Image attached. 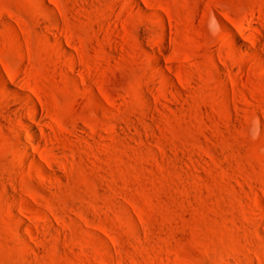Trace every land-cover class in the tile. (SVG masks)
I'll return each mask as SVG.
<instances>
[{"label": "rangeland", "instance_id": "1", "mask_svg": "<svg viewBox=\"0 0 264 264\" xmlns=\"http://www.w3.org/2000/svg\"><path fill=\"white\" fill-rule=\"evenodd\" d=\"M0 264H264V0H0Z\"/></svg>", "mask_w": 264, "mask_h": 264}, {"label": "bare ground", "instance_id": "2", "mask_svg": "<svg viewBox=\"0 0 264 264\" xmlns=\"http://www.w3.org/2000/svg\"><path fill=\"white\" fill-rule=\"evenodd\" d=\"M31 117H32V116H31ZM31 117H30V118H31ZM29 138L31 139V136H29Z\"/></svg>", "mask_w": 264, "mask_h": 264}]
</instances>
